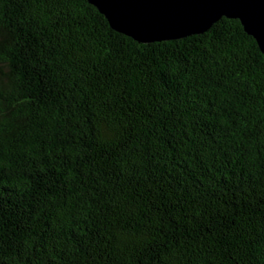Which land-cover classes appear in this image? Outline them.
<instances>
[{
  "label": "trees",
  "instance_id": "1",
  "mask_svg": "<svg viewBox=\"0 0 264 264\" xmlns=\"http://www.w3.org/2000/svg\"><path fill=\"white\" fill-rule=\"evenodd\" d=\"M0 264H264L240 19L142 43L89 0H0Z\"/></svg>",
  "mask_w": 264,
  "mask_h": 264
},
{
  "label": "water",
  "instance_id": "2",
  "mask_svg": "<svg viewBox=\"0 0 264 264\" xmlns=\"http://www.w3.org/2000/svg\"><path fill=\"white\" fill-rule=\"evenodd\" d=\"M111 27L142 43L208 30L222 17L240 19L264 52V0H89Z\"/></svg>",
  "mask_w": 264,
  "mask_h": 264
}]
</instances>
